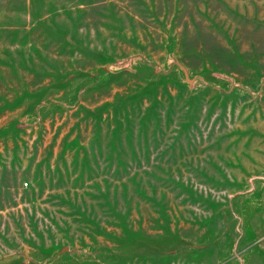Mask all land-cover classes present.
Wrapping results in <instances>:
<instances>
[{"label": "rangeland", "instance_id": "rangeland-1", "mask_svg": "<svg viewBox=\"0 0 264 264\" xmlns=\"http://www.w3.org/2000/svg\"><path fill=\"white\" fill-rule=\"evenodd\" d=\"M0 264H264V0H0Z\"/></svg>", "mask_w": 264, "mask_h": 264}]
</instances>
